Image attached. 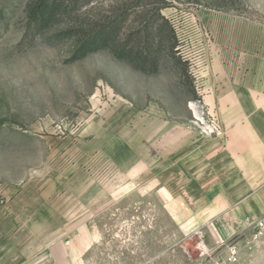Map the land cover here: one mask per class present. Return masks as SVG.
Masks as SVG:
<instances>
[{
  "label": "rangeland",
  "instance_id": "374dc122",
  "mask_svg": "<svg viewBox=\"0 0 264 264\" xmlns=\"http://www.w3.org/2000/svg\"><path fill=\"white\" fill-rule=\"evenodd\" d=\"M47 2L55 12L41 24L39 0H0V239L16 231L17 188L56 172L59 204L86 218L82 264H264V237L250 233L259 218L219 224L216 194L189 175L186 140L221 135L233 97L217 86L264 63V0ZM98 32L107 46L75 60ZM203 120L221 133H203ZM124 143L146 158L129 179L122 162L140 154Z\"/></svg>",
  "mask_w": 264,
  "mask_h": 264
},
{
  "label": "crops",
  "instance_id": "0c3cea01",
  "mask_svg": "<svg viewBox=\"0 0 264 264\" xmlns=\"http://www.w3.org/2000/svg\"><path fill=\"white\" fill-rule=\"evenodd\" d=\"M226 87L225 92L222 86H217L219 95L233 97L229 117L222 121L221 135L205 138L187 132L186 140L192 171L189 175L200 181L192 180L200 185L203 193L216 194L219 224L229 232L240 229L244 218H264V63L258 65L257 72L236 74L234 83ZM222 109L219 106L218 112ZM142 150L128 143L122 146L123 154H140L133 167L129 161L122 162L128 179L129 170L136 164L138 168H146ZM48 174L45 172L42 178L47 184L34 187L33 191H28L27 186L15 191L17 198L11 218L16 231L0 239L8 241V248L0 245V264H82L83 254L78 243L86 218L78 215L80 210L77 216L67 214L57 197L66 187L59 183V174ZM77 188L71 192H77ZM96 189L90 186L84 190Z\"/></svg>",
  "mask_w": 264,
  "mask_h": 264
},
{
  "label": "trees",
  "instance_id": "16d2710c",
  "mask_svg": "<svg viewBox=\"0 0 264 264\" xmlns=\"http://www.w3.org/2000/svg\"><path fill=\"white\" fill-rule=\"evenodd\" d=\"M38 4L40 9L38 7L37 10H32L31 17L36 20L37 23L46 24L54 15L55 8L53 5H49L47 0H39ZM107 42L108 35H106L105 32H98L93 37L86 38L81 46L75 51L74 59L77 60L84 58L96 50L106 47ZM122 55H124V53H122Z\"/></svg>",
  "mask_w": 264,
  "mask_h": 264
},
{
  "label": "built area",
  "instance_id": "2783aa9c",
  "mask_svg": "<svg viewBox=\"0 0 264 264\" xmlns=\"http://www.w3.org/2000/svg\"><path fill=\"white\" fill-rule=\"evenodd\" d=\"M197 107H195L196 109ZM204 113V112H203ZM200 129L203 133L212 135V134H220L221 133V126L218 123L212 122H204L200 121L197 122ZM251 238L253 241H258L264 237V218H261L255 222H252L251 224ZM238 249L235 246H231L229 248V260L231 262H238Z\"/></svg>",
  "mask_w": 264,
  "mask_h": 264
}]
</instances>
